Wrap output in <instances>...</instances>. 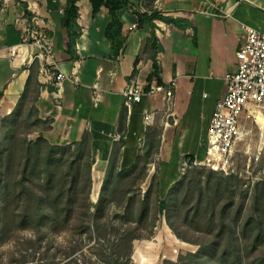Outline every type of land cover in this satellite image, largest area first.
<instances>
[{"label":"crops","instance_id":"crops-1","mask_svg":"<svg viewBox=\"0 0 264 264\" xmlns=\"http://www.w3.org/2000/svg\"><path fill=\"white\" fill-rule=\"evenodd\" d=\"M34 1L37 19L31 24L45 32L60 69L68 75L55 86L38 72L42 84L38 107L43 118L53 119L47 133L52 143H74L85 132L91 134L95 190L101 188L113 145L120 140L118 168L131 166L144 153L149 133L160 139L148 178L157 170L156 161L161 164L156 171L160 175L163 162L173 158L162 150L163 142L168 144L169 154L176 148L174 169L181 174L184 161L191 157L202 160L216 103L227 92L225 75L238 68L236 54L246 35L243 25L264 31V0H129L116 11L122 31L114 41L107 36L112 16L105 5L94 13L90 0H78L77 25L69 29L66 8L70 0ZM142 13L171 16L186 26L157 18L139 19ZM25 15L32 16L25 0H0L1 116L14 110L35 61L28 52L16 63L8 55L7 47L19 44L25 36V27L17 22ZM38 51L33 48L34 53ZM173 79L177 88L170 110L160 93L143 94L131 108L125 106L123 91L127 86L146 90L152 82L164 84ZM146 111L155 112L152 124L145 121ZM167 112L174 113L169 126L165 125ZM243 122L247 128H251L249 122L255 123L264 149V118ZM148 178L143 192L150 183ZM167 230H171L169 226L163 229L162 241Z\"/></svg>","mask_w":264,"mask_h":264},{"label":"trees","instance_id":"trees-1","mask_svg":"<svg viewBox=\"0 0 264 264\" xmlns=\"http://www.w3.org/2000/svg\"><path fill=\"white\" fill-rule=\"evenodd\" d=\"M77 1L70 0L66 8L69 29L77 25ZM90 1L94 13L108 7L107 36L114 41L122 31L116 11L129 0ZM139 17L180 25L179 19L159 13ZM38 72L35 60L14 110L0 115V246L13 240L19 244L18 258L7 264H27L36 254L41 256L38 264H87L77 258L87 252L97 264H135L134 242L154 236L158 215L178 239L198 246L163 264H264V179L250 182L238 173L199 166L188 168L164 193L154 174L143 192L160 147L151 132L144 153L129 167L118 168L123 141L114 143L94 202L91 134L69 144L50 141L53 119L43 118L38 107ZM123 126L124 117L120 131ZM24 230L32 231L34 239L20 240ZM61 234L67 235L64 259L46 263L44 255Z\"/></svg>","mask_w":264,"mask_h":264},{"label":"built area","instance_id":"built-area-1","mask_svg":"<svg viewBox=\"0 0 264 264\" xmlns=\"http://www.w3.org/2000/svg\"><path fill=\"white\" fill-rule=\"evenodd\" d=\"M25 1L32 16L25 15L17 20L25 27V36L19 44L7 47L8 55L12 63H16L24 52L30 53V59L37 60L39 63L40 75L58 86L68 75L60 69L53 45L45 32L31 24L37 19L35 16L37 2ZM205 12L208 13L207 10ZM243 28L246 35L236 54L238 68L225 75L227 92L216 103L208 130L206 154L202 160L184 161L181 167L182 173L191 167L204 166L225 175L237 173L242 175L234 164L236 145L252 132L251 128L245 126L243 120L258 121L261 116L264 118V31L245 24ZM34 47L39 51L34 53ZM1 56H3L2 49H0ZM94 87L98 89L97 84ZM176 88V79L164 84L152 82L146 90L130 85L123 91L124 104L131 108L132 103L141 101L143 94L160 93L163 94L170 110L175 100ZM145 113L146 123L152 124L155 112L146 111ZM172 116H174L173 112H167L166 126L170 125L169 118ZM175 122H177L176 119H174ZM261 133L264 131L262 130ZM263 150V146L260 145L255 156L256 161L259 160Z\"/></svg>","mask_w":264,"mask_h":264},{"label":"rangeland","instance_id":"rangeland-1","mask_svg":"<svg viewBox=\"0 0 264 264\" xmlns=\"http://www.w3.org/2000/svg\"><path fill=\"white\" fill-rule=\"evenodd\" d=\"M249 125L252 129V132L243 140L238 141L236 145V153L234 155V164L239 170V172L242 173V175L245 176L246 179L251 182L252 180L256 179H264V150L262 151L259 160L256 161L255 156L257 154L258 147L260 146V130L256 127L255 123L249 122ZM163 148L166 152L167 157L170 156L173 158L171 160H168V162L166 163L163 162V169L160 171V175L156 174V171L159 172V165L161 164H158L157 161L155 162L157 170L155 169L156 171L153 172L156 175V182H158L159 184V191L161 193H164V191L168 188V185H170L171 181H176L182 175L181 172H178L176 169H174L176 163V148H174L173 154H169L170 151L168 149V144H164V142L162 143V150ZM151 168L152 166H149V172ZM151 178L152 177L148 178V182H150ZM95 187H92L91 193V199L94 202L98 200L100 193V188L99 190H95ZM167 226L168 225L166 223L165 218L158 215L154 236L151 239H139L134 242V252L132 258L135 264H163V260L165 259L176 260L178 255L181 253L197 250V245L178 239L172 232V230L166 231L168 232V234H165L163 238L164 241H162L161 234L163 233V229ZM63 235L65 243L58 244L55 240L53 248L47 254L44 255V261L46 263H51L54 261L59 262L60 260L64 259L63 254L64 247L67 245V235ZM18 238H20V240H24L21 237L20 233L18 234ZM4 245L0 246V249H2ZM18 245L16 244V241H14V245L12 246V248H10V250H0V257L3 258L4 264H7L13 256L15 258H18ZM87 253L85 255L77 254V258L79 259L78 262H84L87 264H97L95 257H91L90 254ZM60 256L62 257L60 258ZM39 257H41L39 254L30 255V261L27 264H38ZM15 264L19 263L15 262Z\"/></svg>","mask_w":264,"mask_h":264},{"label":"clouds","instance_id":"clouds-1","mask_svg":"<svg viewBox=\"0 0 264 264\" xmlns=\"http://www.w3.org/2000/svg\"><path fill=\"white\" fill-rule=\"evenodd\" d=\"M21 237L23 239H34V234L28 230H24L20 233ZM56 242L58 244H63L65 243V239H64V235L61 234V235H58L56 237ZM14 245V241H11V242H6L5 245L2 247V249L0 250H4V251H8L10 250V248H12V246Z\"/></svg>","mask_w":264,"mask_h":264},{"label":"water","instance_id":"water-1","mask_svg":"<svg viewBox=\"0 0 264 264\" xmlns=\"http://www.w3.org/2000/svg\"><path fill=\"white\" fill-rule=\"evenodd\" d=\"M211 10H212V8H211Z\"/></svg>","mask_w":264,"mask_h":264}]
</instances>
